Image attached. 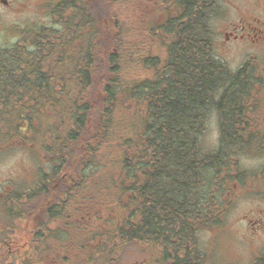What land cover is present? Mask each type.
I'll return each instance as SVG.
<instances>
[{
    "label": "trees",
    "instance_id": "1",
    "mask_svg": "<svg viewBox=\"0 0 264 264\" xmlns=\"http://www.w3.org/2000/svg\"><path fill=\"white\" fill-rule=\"evenodd\" d=\"M172 1L174 11L163 3L148 14L165 18L148 19L147 26L163 40L165 62L150 63L152 78L123 81L114 0H58L50 15L59 28L30 31L0 49V143L40 146L51 159L50 176L71 169V204L98 154L104 164L119 163L112 188L124 215L113 230L103 226V234H91L103 236L96 248L103 252L118 240L154 242L165 264H205L198 233L224 217L232 167L239 178L244 127L261 103L263 77L250 59L232 70L216 57L208 19L219 0ZM132 108L140 118L137 138L107 148L119 115ZM212 111L219 145L206 151L201 137ZM84 196L90 202L92 196ZM15 197L17 214L37 200L26 191ZM85 206L73 213L97 217L89 211L93 205ZM10 260L0 264L15 263ZM255 264H264V254Z\"/></svg>",
    "mask_w": 264,
    "mask_h": 264
},
{
    "label": "rangeland",
    "instance_id": "2",
    "mask_svg": "<svg viewBox=\"0 0 264 264\" xmlns=\"http://www.w3.org/2000/svg\"><path fill=\"white\" fill-rule=\"evenodd\" d=\"M54 2L57 0H14L15 9L0 7V49L13 46L20 39L27 37L30 31L59 28L56 24L57 18L49 14L50 6ZM162 3L166 6L169 4L172 8L170 11L177 9L172 7V0H114L112 3L111 11L114 13V24L119 34L117 47L121 54L117 64L121 69L123 81L152 78L155 69L150 63L154 59L165 62L167 53L163 40L154 32L149 33L147 27L148 19H157L148 18V14L153 11L154 5L159 4L160 7ZM164 19L157 20L161 22ZM208 20L218 59L232 70L238 69L250 59L254 61L253 64L261 75L264 74V45L259 44L260 34L252 29L264 28V0H219L216 12ZM235 30L240 37L227 40L226 32ZM158 67L161 68L162 64ZM118 118L120 122L115 124L113 141L108 143L107 148L121 143L120 138H131L139 134L140 118L133 108L122 112ZM201 138L206 151L218 148L219 126L215 111L209 114L206 131ZM30 148L33 146L11 144L0 149V201L2 193H6L11 196V202H17L15 195L21 196L22 191L29 192L35 188L37 191L41 178L43 181L53 179L50 176L49 163L44 165L46 169L39 179L42 150L38 146L31 152ZM106 151L105 148L102 154H106ZM243 153L240 152L238 156L241 169L256 170L264 166V155L247 157L246 153ZM99 156L100 154L89 162L84 172L85 186L81 189L78 186L81 183H77L79 191L73 192L75 198H72L74 200L70 205L72 212L80 210L82 197L86 194L92 196L88 203L94 207L89 211L97 214V217L89 215L84 228L73 222L70 230L61 229L59 233L62 239L72 238L71 257L67 259V264H165L161 255L163 250L154 242L129 243L118 240L110 245L105 244L103 252L96 248L99 243H104L101 240L103 236L99 237L103 234V226L104 230H113L124 215L118 205L119 196L112 188V178L117 180L119 163L104 164ZM231 174L230 180L234 186L228 192L224 218L213 228L202 229L198 233L199 249L206 255L205 264H255L264 254V182L258 180L257 173L252 171L246 174L242 172V178H238L234 171ZM110 217L111 221H108ZM11 227L13 226L8 217L0 214V244L3 239L9 237ZM95 232L99 233L98 238L91 235ZM108 236L105 238H109ZM82 242L87 243L85 249L79 246ZM34 258L35 254H32V259ZM18 261L17 259L14 264H18Z\"/></svg>",
    "mask_w": 264,
    "mask_h": 264
},
{
    "label": "flooded vegetation",
    "instance_id": "3",
    "mask_svg": "<svg viewBox=\"0 0 264 264\" xmlns=\"http://www.w3.org/2000/svg\"><path fill=\"white\" fill-rule=\"evenodd\" d=\"M13 2L14 0H0V7L8 10L15 9ZM52 6L49 14L52 12ZM252 29L260 34L259 44L264 45V28L253 27ZM231 37L238 38L240 35L234 31L226 32L227 40ZM258 90L263 94L262 102L256 111L249 112L252 120L249 119L244 127L246 143L242 147V151L243 154L246 153L247 157L264 155V78ZM250 135L252 136L250 137ZM246 169L256 172L258 180L264 182V166L256 170ZM74 178L70 170L65 168V173L60 178H55L50 189L36 192L37 200L33 206L21 210L20 214L8 206L12 203L8 197L9 194L2 193L0 214L7 216L13 227L10 228L9 237L3 239L0 244V259L6 258L7 262L11 258L10 261L13 263H16L18 259V264L22 262L24 264H43L44 262L67 264L69 262L67 259L71 257L72 238L62 239L59 236L60 230H70L73 222L84 228L83 226L87 225L88 221L87 215L83 212L74 214L70 206L68 190L71 188ZM5 199L6 201H3ZM67 200L66 207H57L66 204ZM82 203H85L83 199ZM83 210L84 204L81 205V211ZM32 254H35L34 259H32Z\"/></svg>",
    "mask_w": 264,
    "mask_h": 264
},
{
    "label": "bare ground",
    "instance_id": "4",
    "mask_svg": "<svg viewBox=\"0 0 264 264\" xmlns=\"http://www.w3.org/2000/svg\"><path fill=\"white\" fill-rule=\"evenodd\" d=\"M206 119V118H205ZM208 130V129H207ZM220 151V150H219ZM207 153V152H206ZM208 169V168H207ZM150 170V169H149ZM180 247V246H179Z\"/></svg>",
    "mask_w": 264,
    "mask_h": 264
}]
</instances>
